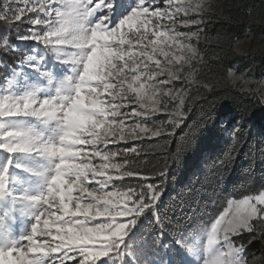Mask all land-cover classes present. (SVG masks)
Masks as SVG:
<instances>
[{
  "label": "snow or ice",
  "instance_id": "snow-or-ice-1",
  "mask_svg": "<svg viewBox=\"0 0 264 264\" xmlns=\"http://www.w3.org/2000/svg\"><path fill=\"white\" fill-rule=\"evenodd\" d=\"M22 4L0 0V264H141L128 238L142 216L154 229L152 258L144 264H246L244 245L234 247L231 237L264 230V192L231 201L234 214L219 215L203 241L191 243L189 219L161 212L158 185L168 171L140 172L127 157L116 161L136 146L108 150L140 134L164 135L166 129L150 121L155 113L170 111L173 131L187 119V91L172 95L161 86L181 80L184 65L198 58L191 41L203 30L191 26L203 23V0H167L166 8L159 0H136L120 18L116 0ZM26 13L36 15L24 19ZM14 22L29 25L16 39L33 43L21 48L10 40ZM165 73L169 79L157 80ZM161 93L178 104L169 110ZM134 103L148 110L122 111ZM130 117L144 119L127 125ZM229 117L216 115L201 135L236 137ZM89 145L90 152L82 147ZM89 156L103 163L94 165ZM126 177L135 184L115 190L114 182ZM21 220L30 221L24 230Z\"/></svg>",
  "mask_w": 264,
  "mask_h": 264
},
{
  "label": "trees",
  "instance_id": "trees-1",
  "mask_svg": "<svg viewBox=\"0 0 264 264\" xmlns=\"http://www.w3.org/2000/svg\"><path fill=\"white\" fill-rule=\"evenodd\" d=\"M203 2L204 20L197 27L203 31L199 41H191L198 58L191 66L184 65L179 73L182 79L172 81L169 86L172 95L187 91L185 109L191 106V112L174 131L170 111L155 113L150 121L163 126L165 134L151 139L145 137L133 145L137 152H126L116 158L122 162L127 157L131 166L140 172L168 171L167 179L158 185L162 189L161 212L169 217L189 219V238L209 227L231 201L264 192V103L254 94L256 85L242 90L231 76L232 71L246 72L255 83L264 77V0ZM16 24L9 32L11 41L22 28ZM243 39L249 41L246 55L236 51ZM159 99L168 102L169 110L179 102L162 93ZM159 106L163 109V103ZM222 113L230 114L229 118L238 126V134L226 137L220 133L209 141L201 132ZM124 148L127 147L119 149ZM221 159L223 163H219ZM160 179L156 177L157 181ZM135 181L134 177L115 181V190L125 191ZM153 232L149 220L142 216L133 229L134 234L128 238L140 254L141 264L152 258ZM248 238L240 235L232 240L236 245L245 246Z\"/></svg>",
  "mask_w": 264,
  "mask_h": 264
},
{
  "label": "rangeland",
  "instance_id": "rangeland-1",
  "mask_svg": "<svg viewBox=\"0 0 264 264\" xmlns=\"http://www.w3.org/2000/svg\"><path fill=\"white\" fill-rule=\"evenodd\" d=\"M33 2H35V0H33ZM95 2H97V0H94V4ZM136 0H116L117 3V7L115 10V17L116 18H120L123 15L127 14V12L131 9V7L135 4ZM147 2V0H146ZM21 6H23L22 4V0H21ZM159 6L161 8H166L168 7L167 4V0H159ZM151 10V9H150ZM171 10V9H170ZM28 15L31 16H35L36 13H26V16L24 19L27 18ZM15 23H19L21 25V29L17 32H20L21 34H23L24 30L29 27V25H27L26 23L23 22H15ZM163 23L167 24L169 23V21L165 20L163 21ZM198 25H193L191 26V30L195 31L198 28ZM178 30L180 31H188V28L182 27L177 25ZM16 32V33H17ZM16 33H15V38H14V43L20 45L21 48L24 47L25 44H31L33 42H20L16 39ZM248 39H243L239 42V45L237 47V52L241 55H246V46L248 44ZM149 51H151V49H149ZM173 51H175V49H173ZM255 54V52H254ZM257 55V54H256ZM158 58L162 61V63H166V61L164 60L163 56H159V54L157 53ZM170 67H174V68H178L180 67V65H170ZM231 76L233 78V82L239 86L240 89L242 90H248L250 88L251 85H256L254 94L257 98H259L261 100L262 103H264V77H262L258 83L254 82V79L252 78L251 75L247 74L246 72L244 73H240V74H236L234 71L231 72ZM169 79V77L167 76V74L165 73L162 76L157 77V80H167ZM172 83V82H171ZM171 83L169 85L166 86H161L162 88H167L169 89V86L171 85ZM145 103H149L148 101H145ZM131 109H136L139 112H144L148 109L145 108H141L140 105L138 103H134L131 105H128L126 108L122 109V111H130ZM140 119H144L143 117H130L129 119L126 120V124L127 125H132L136 120H140ZM174 119H176V117H174ZM138 131V130H137ZM226 137H229L227 134H225ZM146 136L144 134H140V138L139 139H132L129 138L126 141H118V143L116 144H109L108 145V150H112V151H116L119 148L122 147H128V145H135L137 142L141 141L143 138H145ZM85 147L86 151L91 150V146H82ZM103 147V146H101ZM89 159L91 160V162L94 165H99L101 163H103V161H100L98 157H92L89 156ZM89 187H96V185H89ZM108 190H113L112 188H109ZM73 195H79V193H73ZM259 195V194H258ZM229 213V216L226 217L230 218L232 214H234L235 212V207L229 208V206L226 208V210ZM224 211V212H225ZM223 212V213H224ZM222 213V214H223ZM218 218V217H217ZM78 219H83L82 217H78ZM104 218H98L96 220L91 221L92 224H98L100 223ZM117 219H129V218H120L118 217ZM43 220V218H42ZM30 221H25V220H21L19 222V229L20 230H24L28 227ZM211 226V225H210ZM207 227V228H210ZM222 227V226H221ZM203 232L199 233L197 236L193 237V238H189V241L191 243H201L203 241ZM242 235H248V243L244 246L245 247V252H243L241 255L246 256L247 260H246V264H264V230H257L255 232L249 233L247 231H244L242 233ZM240 236V235H238ZM235 237V236H233ZM233 237H231V239H233ZM38 240L44 241V240H48L49 242H51V237H47V236H38L37 237ZM3 242V241H0ZM234 247H238L239 245H236L234 243L233 245ZM80 257H77V259H79ZM103 259V258H102ZM65 264H76L75 260H69L66 261ZM97 264H101L100 261H97Z\"/></svg>",
  "mask_w": 264,
  "mask_h": 264
}]
</instances>
